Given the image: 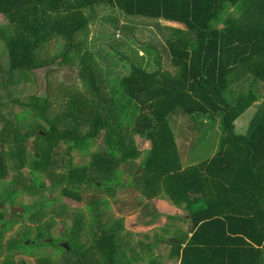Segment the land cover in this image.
<instances>
[{
    "label": "trees",
    "instance_id": "trees-1",
    "mask_svg": "<svg viewBox=\"0 0 264 264\" xmlns=\"http://www.w3.org/2000/svg\"><path fill=\"white\" fill-rule=\"evenodd\" d=\"M94 6L182 25L184 31L175 29L180 34L164 35L173 70L147 72L131 65L120 77L121 94L137 106L132 124L124 127L115 120L113 97L106 92L101 71L96 62L87 61L86 53L81 77L90 89L69 99L62 114L50 119L51 100L30 97L25 102L27 112L47 125L34 122L21 131L17 117L16 122L0 128V182L8 177L9 166L20 176L28 169L34 178L21 182L22 187L34 196L39 194L15 216L32 213L36 218L54 206L55 200L43 191L41 175L52 172L53 156L62 141H73L71 148L84 152L103 131L105 149L92 153L85 165L70 167L55 183L62 196L82 202L84 188L123 185L116 181H123L122 165L135 169L134 161L141 155L135 137L140 136L150 142V149L131 186L148 201L166 197L175 205H185L192 221L193 235L171 245V256L180 257L181 264H262L264 0H0V14L8 20L0 27V41L7 47L9 74L42 68L41 52L60 40H65L64 53L70 52L76 46L74 39L90 24V16L84 12ZM257 102L261 107L252 131L239 133L236 120ZM189 115L218 121L221 142L214 158L183 168L170 119ZM83 125L87 126L84 131ZM34 135L36 150L32 151L27 141ZM1 194L14 197L18 191L7 189ZM221 196L228 198L224 209L219 203ZM107 199L90 194L87 214L94 218L104 214L100 204L105 208ZM199 203L203 208L192 210ZM84 212H71L74 217L68 221L74 227L64 230L60 240L51 235L50 222L38 224L34 236L30 230L18 234L6 247L9 253L0 264H18L15 254L32 256L33 251L46 246L55 247L64 256L57 262L39 259L40 264H127L116 257L124 255L122 243L117 241L119 230L92 218L96 227H91L90 234H81L87 220ZM5 222L9 229L11 222ZM47 237L51 244L46 243ZM61 242L68 244L60 247Z\"/></svg>",
    "mask_w": 264,
    "mask_h": 264
},
{
    "label": "rangeland",
    "instance_id": "rangeland-1",
    "mask_svg": "<svg viewBox=\"0 0 264 264\" xmlns=\"http://www.w3.org/2000/svg\"><path fill=\"white\" fill-rule=\"evenodd\" d=\"M108 8L106 6H94L92 10H86L84 13L90 16V24L86 31L74 39L76 46L67 53H64L66 46L65 40H60L58 44L48 46L40 54L43 60L42 68L35 71L9 74L7 47L4 41H0V128L8 122H16L17 117L20 118L18 120H20L21 131L28 130L34 122L47 125L40 117H37V120L33 119L31 113L26 110L25 102H28L33 95L37 97H48L51 100L47 112L50 119L59 116L67 109L69 99L80 96V94L85 95L90 87L81 77V69L83 67L81 61L85 56L84 53H86L87 61L96 62L98 69L101 71V77L103 76L101 80H105L104 84L107 87L106 92L113 97L112 102L115 107V120L117 123L121 127L132 124L137 106L131 101L128 102L124 99L121 94V81L119 83L117 81H119L121 76L127 74L131 65L141 68L145 67L148 71L157 69L156 61H170L169 55H167L166 45L163 43L164 35L172 33L180 34V31H184L182 30L184 27L179 24H162L154 20L151 21L150 19L146 20L138 17L133 19L119 9H117L120 11L119 15H123V17L120 18L117 16L116 12V16L109 15L107 17L105 10ZM7 24V18L3 14H0V27ZM175 29H179L180 31L176 32ZM161 57L163 59H159ZM163 68L173 70L168 64L164 65ZM253 107L251 108L252 110H248L243 116H240L239 119L241 122L249 120L251 125L254 123V119H256L259 113L261 102ZM178 120L177 116H173L170 119V124L176 134L181 155L188 148L187 146L181 145V138L188 132H191L195 136V139L200 137L199 140L204 141L205 145L210 148L215 145L216 134L221 128L218 121L214 122L217 124L212 127L211 120L205 119L200 115L184 116L180 120L191 121L194 124L191 128H184ZM204 122H210V124ZM251 125L249 131L251 130ZM86 128L87 126H82L83 131ZM35 141L36 136L34 135L32 141H27V146L30 149L34 147L36 150ZM146 143L150 145L148 140ZM72 146L73 141H62L53 156L52 172L41 175L44 184V193L55 200V202L54 206L46 214L42 213V216L39 215L36 218L32 213H27L20 218L15 216L18 213H22L19 210L20 208L31 206L38 199L39 194L34 196L22 187L21 182L34 178L28 169L22 170L24 176H20L17 173L15 174L12 166H9L8 177L0 182V263L3 261L5 255L9 253L6 249L9 243L15 237H18V234L21 235L26 230H30L33 236L36 235V232L40 229L37 227L38 224L46 226L50 222L51 235L56 240H60L64 230L68 231L74 227L73 223L68 221V219L74 217L73 214L71 215L72 211H78L80 213L81 211H85L86 213H84L87 214L85 210V207H87L86 198L90 194L96 195L97 198L98 196L100 198L107 197V205L104 208V203L102 205L100 204V207L105 212L98 216V218L87 214L86 224L84 230H81V234H90L91 227H96L92 218L96 221L106 222L104 224L105 226L107 225L108 227L119 230L117 231V237L120 238L119 241L122 243L121 251L124 255H117L116 257H119L123 261L129 258V241L131 238L134 240V235L136 236L137 234L133 232L135 219L146 220V217L141 214L143 211L139 212L138 210L144 202H141L139 199L141 196L139 197L131 186L130 181L132 179L130 180L128 178L136 174L139 163L133 170L131 168L129 169L130 165L128 164L122 165L121 174L124 182L120 179L116 183L121 182L123 185L120 184L115 189L84 188L82 190L84 200L77 202L62 196L59 185L56 186L55 183H59L61 177H63L64 173H67L70 167L85 165L92 153L105 149L103 131H100L91 141L89 149L84 152L75 147L71 148ZM20 178L22 179L19 181ZM12 180L16 181L15 185L11 184ZM7 189L18 191V194L14 197L9 194L3 197L1 193ZM138 212L139 214L136 215ZM177 214L182 218L188 216L185 209L177 211ZM5 220L12 224L9 229L3 225ZM159 227L154 228L158 229V231H154L153 227L151 230L146 227H141V234L147 232L152 234V232H156V237H153L151 234L149 235L150 238H155V246L159 238L165 236L164 233H169V231L174 230V227L172 229L169 225L161 227V230H159ZM183 228L185 229L186 227L184 226ZM141 234L140 237H142ZM46 243L51 244V238L47 237ZM140 243H146V240L141 238ZM67 244L68 242H61L58 246L63 247ZM141 244L136 247V250L145 254L146 250L141 249ZM167 246L161 248L162 252H166L169 249V244ZM31 254L32 256H27L17 253L14 259L18 264H20V261H25L27 264H40L39 259H50L51 261L57 262L58 259L64 256V253H60L53 246L43 247L33 251ZM151 256L147 260H144L143 257H137L139 260L137 264H151V261L153 263L156 262V259H154L155 261H150ZM116 257L115 263H117Z\"/></svg>",
    "mask_w": 264,
    "mask_h": 264
},
{
    "label": "crops",
    "instance_id": "crops-1",
    "mask_svg": "<svg viewBox=\"0 0 264 264\" xmlns=\"http://www.w3.org/2000/svg\"><path fill=\"white\" fill-rule=\"evenodd\" d=\"M100 11H103V10H100ZM105 11L107 12V15H106L107 17L109 15L116 16V13H117V16H119L120 18L123 17V15H119L120 11L117 10L116 8L109 7ZM129 17H132V16H129ZM132 18H135V17H132ZM138 18H142V17H138ZM159 22L162 24H175V23H170V22L163 21V20H159L158 23ZM163 43H165V37L163 39ZM159 59H163V57ZM166 64L171 66V61H156L157 69L159 68L163 69L164 65ZM142 68L146 70L145 67H142ZM157 69L155 68V69L148 70V71L146 70V71L154 72ZM257 103H255L253 106H255ZM253 106H251L248 110H252L251 108H254ZM248 110H246L241 116H243ZM239 118L235 122L236 130L241 134H249L252 131L254 123L251 125L249 120H247L246 122L244 121L241 122ZM178 122L182 124L184 128H191V126L194 125L191 123V121H187V120L184 121V120L179 119ZM206 124H210V122H207ZM211 124H212V127H214V125H216L217 123H211ZM250 125H251V130L249 131ZM221 133L222 131L220 128V130H218L216 134L217 137H216L215 145L212 146V148L205 145L204 141H200L199 140L200 137L195 139V136L191 132L184 134L183 137L181 138V145L187 146L188 148L184 151L182 155L180 154L183 168L196 165V164H199V163H202L204 161L214 158L220 149ZM174 137H175V140L178 146V141H177L175 133H174ZM146 141H147L146 139H142L140 136L135 137V143H136L137 150L140 151L141 153L140 157L136 158V160L134 161L136 165L142 161V159L146 156L147 152L150 149V145H147ZM141 172H142V169L138 168L136 169V174L131 175L128 178L130 180L131 179L134 180ZM135 193H137L139 197L140 196L142 197V198L138 197L141 200V202H144L142 204V207L139 208L138 210L139 212L143 211L141 214H143L146 217V220L135 219V222L133 225L134 226L133 232L137 234L136 236L134 235V240L133 238H131V240L129 241V252H128L129 258L127 259V262H128L127 264H137V261H139L137 257H143L144 260H147L148 257H150L151 255H152L151 257H154L157 260L156 262H154L157 264H181L180 257L171 256V245H173L174 243L178 241L186 240V238H189L193 235L192 221L189 217V214L188 216H186V218H182L180 215L177 214V211L181 209L186 210L185 205H175L172 201H170L166 197L154 198L152 201H148L145 197H143L137 191H135ZM227 201H228V198H226L225 196H221L220 202L219 201L218 202L220 203L222 209H224ZM200 208H203L202 203H199L198 205L193 206L192 210H197ZM139 212L136 213V215H138ZM171 212H174V213L171 214ZM227 224H230V222H227ZM167 225L171 226L172 229L174 227V230L171 232L169 231V233H164L165 236L163 235L164 237L159 238V240L156 243V246H155V238H153V237H156V234H155L156 232L155 233L152 232V234L148 232L145 234H141L142 233L141 227H146L147 229L151 230L152 227L154 229L160 226L159 230H161L160 229L161 227H165ZM184 226L186 227L185 229L183 228ZM154 231H158V229H154ZM140 234L142 237H140ZM150 234L153 237L150 238L149 237ZM141 238H144V240H146V243L141 244L140 243ZM119 240L120 238L117 237V241ZM167 241H169V249H167L166 252H162L161 248L168 245ZM140 244H141V249L146 250L145 254L136 250V247H138V245ZM262 261H263L262 264H264V259Z\"/></svg>",
    "mask_w": 264,
    "mask_h": 264
},
{
    "label": "water",
    "instance_id": "water-1",
    "mask_svg": "<svg viewBox=\"0 0 264 264\" xmlns=\"http://www.w3.org/2000/svg\"><path fill=\"white\" fill-rule=\"evenodd\" d=\"M33 138H34V136H32L30 140L32 141V140H33ZM31 150H32V151H35V148H34V147H32V148H31ZM19 210H20V212H21V211H22V208H20ZM13 212H14V211H13ZM65 246H66V245H65Z\"/></svg>",
    "mask_w": 264,
    "mask_h": 264
}]
</instances>
